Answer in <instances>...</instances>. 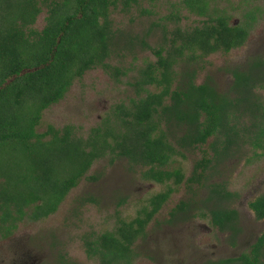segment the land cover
Returning a JSON list of instances; mask_svg holds the SVG:
<instances>
[{
    "label": "trees",
    "instance_id": "16d2710c",
    "mask_svg": "<svg viewBox=\"0 0 264 264\" xmlns=\"http://www.w3.org/2000/svg\"><path fill=\"white\" fill-rule=\"evenodd\" d=\"M258 1L243 0L242 17L233 23L219 0H179L173 5L178 8L164 16L174 24L163 26L165 45L152 47L140 40L156 60L146 62L128 82L135 97L116 104L112 115L82 137L73 125H48L39 132L42 112L89 69L100 66L115 81L126 74L108 62L118 44L110 12L118 2L128 8L138 0H0V238L11 235L24 219L38 221L54 213L101 157L110 156V162L126 157L145 167L144 179L164 183L173 178L180 184L183 172L164 166L210 136L216 138L215 153L241 143L264 153V99L256 92L264 89V60L253 59L247 70L233 68L225 92L209 78L196 84L197 71L189 65L175 69L180 61L191 64L242 46L262 12ZM42 4L45 24L36 30L31 26ZM180 9L200 17L199 24L181 27ZM200 166L193 172L198 177L187 182L200 177ZM171 190L153 195L135 217L119 218L114 229L85 236L87 255L97 257V264H130L131 248ZM251 207L263 218L264 195ZM255 250L264 252V231Z\"/></svg>",
    "mask_w": 264,
    "mask_h": 264
},
{
    "label": "rangeland",
    "instance_id": "374dc122",
    "mask_svg": "<svg viewBox=\"0 0 264 264\" xmlns=\"http://www.w3.org/2000/svg\"><path fill=\"white\" fill-rule=\"evenodd\" d=\"M179 0H138V3L124 8L121 2L111 8L110 18L116 30L114 49L108 62L126 71L115 81L104 69L96 66L76 78L64 97L51 104L42 112L37 130L42 132L48 125L62 128L73 125L78 136L86 137L92 127L100 125L104 118L112 115L116 104H127L135 97L134 88L128 83L137 75L138 69L146 62L155 61L151 50L141 46L144 39L152 47L165 45L163 26L167 29L174 24L164 19ZM243 0H219L232 15L231 22L240 21L245 2ZM262 6L250 30L246 42L228 53L216 52L186 64L180 61L175 67L180 72L186 65L197 71L196 82L210 79L219 91H228L232 83L231 70L244 68L252 58L264 55V1L256 2ZM143 10H147L148 12ZM47 8L41 5L32 28L41 30L45 24ZM179 25L183 28L199 24L200 17L180 9ZM114 43V44H115ZM151 91L155 87L148 86ZM264 99V90L258 92ZM216 138L210 137L203 145L175 155L169 167L180 168L185 177L193 171L196 161L203 156L213 157L212 144ZM260 150H256V154ZM255 151L245 143L231 149L229 156L213 166L205 174L202 185L225 182L230 192L238 193L230 205L242 211L246 226L252 227L246 202L264 191V156L253 155ZM253 156L255 158H253ZM195 169V168H194ZM145 167L134 165L126 157L118 156L110 162V156L96 159L85 176L65 195L57 210L49 216L18 223L10 238L0 240V248H21L30 251L38 264H59L60 256L66 254L69 264H96L84 252L83 238L92 233L112 230L119 218L129 220L147 203L150 196L166 189L165 185L146 180L142 176ZM206 186L179 184L169 199L161 206L149 222L145 240H138L135 248L139 254L133 264H187L189 251L186 244L194 240L191 220L178 223L170 218L171 209L179 200L193 199L201 202L207 195ZM205 204H199V206ZM205 209V208H204ZM190 225V226H189ZM264 229V221L256 223ZM188 235V237H187ZM188 242V243H187ZM152 255L148 260L145 255ZM58 259V260H57ZM7 264V262L0 263Z\"/></svg>",
    "mask_w": 264,
    "mask_h": 264
},
{
    "label": "flooded vegetation",
    "instance_id": "af4514ba",
    "mask_svg": "<svg viewBox=\"0 0 264 264\" xmlns=\"http://www.w3.org/2000/svg\"><path fill=\"white\" fill-rule=\"evenodd\" d=\"M256 58L264 60V55ZM253 59L255 58H252L250 61H248L246 67L239 69L247 70L249 64L252 62ZM260 69L261 71H264V64L262 65V67L260 66ZM206 80L207 79H205L204 81ZM204 81H202L201 83H203ZM195 83L201 84V83H197L196 80ZM261 90L264 89L257 88L256 92L258 93ZM210 137H208L207 140ZM206 142H204L203 144H205ZM200 145L199 144L195 145L189 149H194ZM257 150H260L259 153L256 154L255 151L253 155H257V156L260 155V157L264 156L262 149H257ZM229 154H231L230 151H227L225 153L224 152L215 153L214 151L213 157L203 156L202 158H200V160L195 162L192 173H190L188 177L184 176L182 182H187V179L191 177L197 178L198 177L197 174L193 175V172L195 171L194 168H196L197 165L202 164V166L197 168V173L201 174L200 177L197 180H193L192 182H187V183L188 186H190V184L191 186H196V187L206 186L204 184L202 185V182L204 180L207 171L211 168H214L213 166L218 165L219 162H221V160L223 161V159L228 157ZM253 158L255 157L253 156ZM173 159L174 157H172L171 160L168 161V163L164 166L166 169L173 170V168L171 169L168 166L169 163H172ZM204 164H206V166L203 168ZM174 169H180V168L177 167ZM160 184L165 185L166 189L169 187L172 188L168 198L164 201L165 203L179 184H175L173 178ZM216 184L219 186L216 187V192L213 193L210 190ZM206 187H207V195L205 196L206 197L205 199L201 200V202L199 201L197 202L193 199L179 200L175 204V206L171 209L170 212V218H172V220L178 223H181L184 220L192 221L191 224L193 225L192 228L193 235H191L190 237H188L187 235V237L190 238V240L191 239L194 240L190 241L189 244L185 245L189 251L186 254L189 257L187 264H264V252L260 250L257 254V251L255 250L258 237L264 231V229L263 230L258 229V227L260 226L259 225L256 226V223L260 221L261 222L264 221V217L260 219L257 218L253 208L251 207V203L256 201L258 197L263 196L264 191L260 190V193L256 194L253 198L249 199L245 203L248 210V214L245 216L251 218L252 219L251 221L254 224L252 225V227H249L246 226L244 222L243 214L245 213H242V211H240V209H238L237 207L230 205V203H232L233 198L238 197V193L230 192L227 189V185L225 182L209 183L208 186ZM227 192L231 193V196H229V198L226 195ZM152 196H150L149 198H151ZM201 203L205 204V206L202 205L199 206V204ZM148 224L146 225V228ZM146 228H145V233L142 236L138 237L135 243L138 240L141 241L147 238L148 234L146 233ZM10 236L12 235H9L4 238H0V240L5 241L6 239L10 238ZM135 243L134 246L131 248L132 254L131 257L129 258L130 264H133L134 259L137 256H139L135 248ZM84 252L87 258L95 259L96 264L98 263V258L95 256L93 257L88 256L85 251V248H84ZM145 257H147L148 260L150 261L153 258L152 255L150 256L147 254L145 255ZM60 259L61 260L66 259V254L62 255V257L60 256ZM61 260H58L59 264H69L66 260L65 261L63 260L62 262ZM4 262H7V264H38L34 262V258L32 254H30V251L24 252L21 248H17V247L11 249L0 248V263H4Z\"/></svg>",
    "mask_w": 264,
    "mask_h": 264
}]
</instances>
